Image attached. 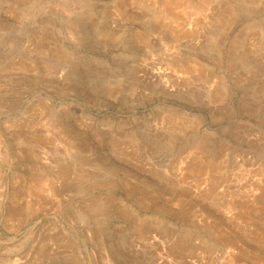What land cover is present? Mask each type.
<instances>
[{"label":"rangeland","instance_id":"obj_1","mask_svg":"<svg viewBox=\"0 0 264 264\" xmlns=\"http://www.w3.org/2000/svg\"><path fill=\"white\" fill-rule=\"evenodd\" d=\"M0 264H264V0H0Z\"/></svg>","mask_w":264,"mask_h":264}]
</instances>
